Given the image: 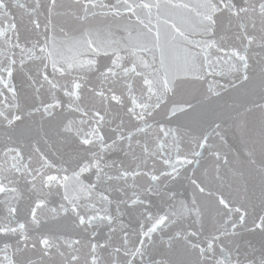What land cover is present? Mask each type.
Here are the masks:
<instances>
[{
    "label": "snow or ice",
    "instance_id": "1",
    "mask_svg": "<svg viewBox=\"0 0 264 264\" xmlns=\"http://www.w3.org/2000/svg\"><path fill=\"white\" fill-rule=\"evenodd\" d=\"M0 264H264V0H0Z\"/></svg>",
    "mask_w": 264,
    "mask_h": 264
}]
</instances>
